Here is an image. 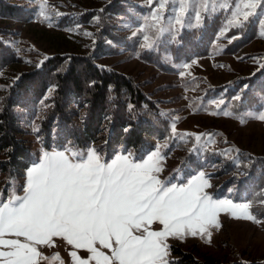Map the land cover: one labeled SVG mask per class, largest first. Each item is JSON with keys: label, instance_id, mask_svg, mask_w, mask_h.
<instances>
[{"label": "rangeland", "instance_id": "rangeland-1", "mask_svg": "<svg viewBox=\"0 0 264 264\" xmlns=\"http://www.w3.org/2000/svg\"><path fill=\"white\" fill-rule=\"evenodd\" d=\"M111 1L0 0V4L18 3V5L29 9L27 20L16 17H0V32H3L0 34L2 45L6 46L4 47L5 51L12 50L15 58L18 59V62L7 63L0 68V97L4 95L15 79L30 73L35 66L37 68L44 59H47L46 56L57 53L64 54V61L68 60L69 55L90 56L94 47L93 43L98 40L115 51L95 58L94 61L98 65L111 68L115 73L127 76L136 84L138 90L147 95L148 99L156 101L158 107L170 111L177 119L173 128L175 131L192 134L196 138H204L206 131L214 130L215 136L212 139L214 147H223L224 141H228L236 148L246 149L256 155L264 156V121L254 118L256 114L231 115L227 110L219 108L217 100H209L210 107L200 104L202 92L208 86L224 84L236 77L249 75L260 67V60L264 54V0H261L257 6V8H262L259 11H254L257 16V36L235 53H226L224 45L229 41L226 33L233 26L229 21L233 19V13L239 0H206L207 8L220 6L224 3L230 5L231 15L226 21L229 27L218 31L212 54L196 58L183 65L178 73L158 69L137 56V52L144 47L145 35L153 40L158 36L157 29L149 27V25L153 23V12L159 9V0H124V7L120 9L121 13L114 15L112 33L121 40H127L130 43L128 48L121 45L122 43L118 44L112 41L110 35L103 36L101 31L98 34L100 25L96 23V16L90 20L85 18L87 11L103 8ZM135 3L146 7V10L138 11ZM161 11V26L169 25V22L173 21L174 15L178 13V4L175 0H169ZM200 11V0H197L196 5H192L190 2L182 25L195 22L196 12ZM245 11L251 10L245 9ZM239 19L243 21L242 16ZM178 26L173 21L170 25L171 32L174 33ZM97 34L98 36H96ZM96 38L98 39L96 40ZM49 93L45 96L50 95ZM261 112H264V108ZM44 113L37 115L36 119L24 125L25 133L17 134L18 138L37 152L38 157L28 168L17 170L13 177L0 171V194L4 198L11 197L13 193L17 196L24 195L26 173L42 157L43 152L69 147L83 152L89 148H95L107 162H110L116 155L127 153H131L137 160L147 159L148 155L158 149L162 171L157 175L161 181L171 180L180 184L203 171L211 185L205 191L211 196L212 193L213 195L218 193L217 188L227 177L226 175H210L212 168H203L188 178L176 174L175 172L178 171L182 162V156L190 149V146L182 144L184 149L177 148L179 143L177 140V145L167 150L168 139L166 137L150 138L153 146L142 156H135L131 151L117 150L110 157H105V153L100 152L96 146L105 142L108 127L103 128V131L96 135L98 140L89 147L81 148L70 145L58 147L54 145L45 148L39 135L35 132L36 122L44 117ZM225 113L229 114L225 115ZM185 134L184 139H187ZM207 137L208 135L205 139ZM3 157L4 155L0 151V159ZM213 198L230 199L234 204L250 203V210L256 216L257 222L237 219L228 212H222L218 217L221 227L211 228L210 237L201 235L195 237L186 235L183 239L169 237L167 244L170 246L168 257L170 264H175L181 258L203 264H239L240 262L259 264L264 262V183L262 188L256 191L248 201H237L233 197L225 196ZM150 227L152 230L159 231L163 226L159 222H154ZM5 238L13 239L15 237L6 236ZM20 239L23 240L22 237ZM97 247L100 246L97 245ZM39 250L44 256L50 258L49 261L41 262V264H73L70 253L76 249L68 245L62 238L54 237L52 246L41 245ZM76 251L83 258L89 256L86 250ZM57 254L60 259H52Z\"/></svg>", "mask_w": 264, "mask_h": 264}, {"label": "trees", "instance_id": "trees-1", "mask_svg": "<svg viewBox=\"0 0 264 264\" xmlns=\"http://www.w3.org/2000/svg\"><path fill=\"white\" fill-rule=\"evenodd\" d=\"M123 2L112 0L103 8L87 11L85 18L90 20L96 16V23L100 25L97 33L101 31L103 36L110 35L112 41L128 48L130 43L127 40H121L112 33L114 15L121 13ZM227 4L214 6L215 11L213 7L200 11L199 22L196 20L179 25L174 33L169 30L159 34L154 39L153 47L141 48L137 56L171 73L180 72L183 65L196 58L209 56L218 31L229 27L226 21L231 9ZM135 6L140 12L146 10V7L136 3ZM28 11L27 7L18 3L0 4V17L27 20ZM242 23L243 27L233 25L227 31L229 41L224 45L226 53H235L257 36L255 13ZM93 46L90 56L69 55L67 61H64V54L46 56L47 59L37 68L35 66L30 73L15 79L0 97V151L4 155L0 159L1 172L13 177L17 170L28 168L37 159V152L17 134L25 133L24 125L45 112L44 117L37 120L35 130L45 148L54 145L86 148L98 140L96 135L103 128L108 127L105 142L96 146L105 153V157H110L117 150L142 156L153 146L150 138L166 137L167 150L177 145V140V148L182 147V144L190 146L182 156L176 174L188 178L203 168H212L210 175L227 176L217 188L218 193H212L213 197L225 196L237 201H248L262 188L264 156L236 148L228 141H224L223 147H214V130L206 131L204 138L199 140L192 134L184 133L187 135V139H184L183 133L173 129L177 119L170 111L148 99L127 76L94 61L115 50L98 40ZM4 47L0 36V68L7 63L18 62L13 51H5ZM48 92L50 95L45 96ZM209 100L219 101V108L231 115L259 114L264 108V54L260 67L253 73L205 88L200 104L209 105ZM206 134L208 137L205 139ZM175 264L203 263L181 258Z\"/></svg>", "mask_w": 264, "mask_h": 264}, {"label": "snow or ice", "instance_id": "snow-or-ice-1", "mask_svg": "<svg viewBox=\"0 0 264 264\" xmlns=\"http://www.w3.org/2000/svg\"><path fill=\"white\" fill-rule=\"evenodd\" d=\"M168 2L159 0V9L152 14L149 27L156 28L158 35L169 31L173 21L182 25L189 3L196 5L197 0H175L178 13L169 25L161 26V10ZM260 3L239 0L229 23L243 27L239 18L247 21ZM200 10H207L206 0H200ZM195 18L199 22L200 12ZM144 40V47H153L155 41L148 35ZM254 118L264 121V112ZM160 171L158 149L147 159L127 153L110 162L95 148L43 152L26 173L23 196L0 194V264L47 262L50 258L39 246H52L54 237L89 253L83 258L71 251L73 264H170L169 237H210L211 228L221 227L222 212L257 222L250 203L234 204L209 195L205 189L211 185L203 171L180 184L161 181ZM154 222L162 229L152 230ZM52 259L59 260V254Z\"/></svg>", "mask_w": 264, "mask_h": 264}]
</instances>
